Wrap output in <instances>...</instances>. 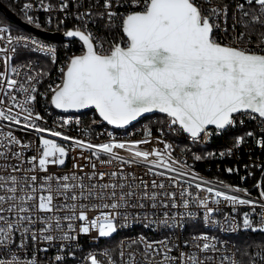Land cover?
I'll use <instances>...</instances> for the list:
<instances>
[{
  "label": "snow or ice",
  "instance_id": "obj_1",
  "mask_svg": "<svg viewBox=\"0 0 264 264\" xmlns=\"http://www.w3.org/2000/svg\"><path fill=\"white\" fill-rule=\"evenodd\" d=\"M32 7V3L23 5L25 18L40 27L41 22L28 15ZM38 7L49 13V25L57 7L64 14L56 17L58 26L71 14V0H60L58 6L40 0ZM81 8L82 4L75 10L78 23L63 33L78 38L81 51L66 57L59 82L49 84L43 93L37 84L47 73L34 66L30 55L41 53L55 62L56 45L28 35L6 34V28H0V39L6 41L0 46V121L9 129L0 130V264H44L37 252L53 247L57 255L48 264H64L65 254L75 256L81 234L92 240L111 237L128 226V209H143L145 202L152 208L159 204L183 209L172 216L165 212L164 218L154 221L176 228L184 227L181 217L196 216L193 204L203 208L204 224L220 223L212 217L223 199L233 213L236 206L250 208L231 217L225 214L224 225L264 235V181L256 184L261 189L259 200L250 195L242 198L247 189L204 179L175 158L174 144L162 139L166 127L176 138L198 145L213 135L246 127V119L255 122L264 136V0H102L95 6L89 3L87 10ZM97 21H103L100 33L89 28ZM22 69H27L23 78ZM37 95L65 113L94 110L100 123L117 129H125L143 114L158 112L163 115L162 127L154 138L145 126L143 139H132L131 134L119 138L105 130L107 139L96 143L89 128L82 130L84 137L65 134L63 129L73 123L71 116L47 126L34 107ZM75 123L79 125L80 120ZM13 125L34 133L36 140L17 137ZM255 135L251 130L233 135L231 147L219 155H232ZM48 136L62 138L67 146ZM255 143L264 148V138ZM188 150L187 146L181 149L182 153ZM28 151L33 154L26 155ZM70 151L77 152L72 169L61 173L58 169L66 164ZM205 155L215 153H193V159L199 161ZM77 157L85 163H76ZM113 162L115 169L101 170ZM133 167L144 172L137 175L128 170ZM149 174L159 182L146 180ZM189 176L192 180L186 179ZM166 180L170 190L165 188ZM191 241L192 251H181L179 256L170 254L178 245L167 237L150 241L140 235L127 245L120 241L119 255L128 257L121 264H140L137 255L143 264H264V241L256 243L251 253L245 250L241 260L224 254V242L207 231L193 235ZM138 244L143 251H132ZM111 251H89L84 259L89 264H116Z\"/></svg>",
  "mask_w": 264,
  "mask_h": 264
},
{
  "label": "built area",
  "instance_id": "obj_2",
  "mask_svg": "<svg viewBox=\"0 0 264 264\" xmlns=\"http://www.w3.org/2000/svg\"><path fill=\"white\" fill-rule=\"evenodd\" d=\"M13 4L16 5V8L20 15L25 19L22 20L26 23L27 20L25 18L23 5L25 3H32V9L28 10V15H32L36 17L41 23L40 27H36L35 23H28L29 25L42 30L47 33H55L60 37L57 39H50L46 36L33 33V32H14L11 31V28L6 23L0 22V28H6V34H10L13 36L17 35H28L30 37H35L38 40L44 41L46 43H51L56 45L57 47V59L55 62H52L51 57H46L41 53H31L30 59L32 60L34 66L37 69H43L46 75L40 80L37 84L38 91L43 93L48 88L49 84H55L59 82L60 67L65 63L66 57H69L73 54H79L81 51L80 42L77 40L64 39L63 33L67 27H72L77 24L78 21L75 19V10L80 4L83 5L81 11L87 10L88 4L92 5L102 4V0H71L70 7V15L68 16L65 24L63 26L57 25L56 17L59 16L63 18V13L59 11L58 7L52 12L53 22L51 25L47 24V18L49 13L45 11V9L38 7L40 0H10ZM45 3L51 2L58 6L60 0H44ZM103 21H97L95 24H89V28L97 33L101 32L100 25ZM230 23V21H229ZM111 37H109L110 39ZM256 37H253V42H255ZM6 43L4 39H0V46H3ZM21 61H13V63H21ZM0 70L2 69V64H0ZM27 71V69H22L23 73ZM50 98V94H49ZM35 110L39 111L44 117L47 126L51 127L53 121H57V125L59 123V118L62 116H71L73 119V123L66 126L63 131L65 134L76 136V137H84L85 133L82 131L85 128L90 129V138L93 142L99 143L107 139L106 131H114L117 137L119 138H128V134H131L132 139H143V129L145 126L151 128L153 137L155 138L159 132L158 130L162 127L161 121L163 120V115H155L157 117L152 118L154 122L157 124L152 128L146 124L144 119L139 122L126 127L125 129H116L107 125L105 122L100 123L99 117L94 113V110H88L84 112H59L55 110L52 106L47 104V101L44 97L37 95L36 97ZM79 119L80 124L77 125L75 120ZM96 120L97 123L93 124L92 121ZM4 121H0V130L7 132L9 129L5 126ZM11 130L14 134L21 138L22 140H36V136L34 133H28L21 129H18L15 125L12 126ZM57 130H60L57 127ZM253 131L256 135L252 138H246L245 143L238 149L234 150L232 155H225L221 157L219 153L221 151H226L227 148L232 145L233 135L242 134L245 131ZM47 135V134H46ZM48 138H54L58 143H63L67 146V142L63 141L62 138H55L48 136ZM264 138L260 134V129L255 126V122L248 121L246 119V127L230 129L229 131L221 134V135H213L208 141L200 143L198 145H193L190 140H185L184 138H176L174 133L167 132L165 127V132L162 136V139L172 142L174 144L173 156L177 159H180L182 163L186 162L189 168L199 173L201 177L209 181H223L224 184L239 186L240 188L247 189V194H241L242 198H247V195H250L254 200H259V192L260 188L256 187L257 181H264V148H261L255 143L256 139ZM218 139H221L223 142L221 145L215 144ZM38 142V141H37ZM152 146H158L155 143ZM162 147V145H159ZM187 146L189 149L186 153H182L181 149ZM207 152H213L215 155L213 157L204 156L203 159L196 161L193 159V153L198 155H203ZM243 153L245 155L244 158L239 157V154ZM31 151H28L26 155H32ZM85 156H89L90 153L88 151H84ZM77 156V152L70 151L68 158L66 160V164L58 169L61 173H67L72 169L74 160L73 157ZM106 157H101V159H105ZM76 163L83 164L84 160H81L77 157ZM202 166V169L198 168V166ZM248 166L247 168L245 166ZM117 167L116 162H113L111 167L105 165L103 169L105 171H109L115 169ZM97 168L100 169L101 166L97 164ZM232 168V172L226 171V169ZM129 171H135L137 175H140L144 172V168L141 167H133L132 169H128ZM50 171H57L55 168H51ZM88 171V169H85ZM232 177V178H231ZM241 177H245V179L241 180ZM146 180L157 179L159 182V178L151 176L144 177ZM187 180H192V177L189 176L186 178ZM183 182V181H182ZM195 181H193V184ZM165 188L169 189V182L165 181ZM170 190V189H169ZM193 195L197 193V190L193 186L191 189ZM235 194V193H230ZM201 196L204 193H200ZM177 200L179 201V193L177 194ZM214 206L215 205H210ZM219 211L212 217L214 220L220 221V223L216 225L204 224L203 223V208L197 209L195 204L192 205V211H195L197 214L195 217H181L182 223L184 227H176V228H168L162 225H158L154 223V221L160 220L164 218L163 214L165 212L169 213V216H172L173 213L183 211V209H173L171 207L165 208L161 205H157L156 208H152L150 202H145V207L143 209L140 208H130L128 209L130 215L128 217V226L118 230L111 237L105 238H97L96 240H92L89 236L81 234L79 236V244L80 247L74 249L75 256L70 257L65 254L64 264H89L84 257H86L89 251H96L98 254L102 253L105 248H108L111 251L112 258L116 261V264H121L122 259H128L127 256L121 258L119 255L120 248L118 247L120 241H124L125 245L130 240H136L140 235H143L147 240L150 241H162L165 237L174 241L178 246L173 248L170 253L172 256H179L181 251L190 252L192 249L190 248L191 238L193 235H198L205 231L208 232L209 235L215 236L219 241L224 242V248L221 249L224 254L228 256H232L235 254V258L237 260H241L240 253L237 247V235L240 232L245 233L248 237L260 236V232L253 233L250 230H243L242 228L232 230L230 225H224L223 220L225 214L228 216L236 215V213L242 214L245 211H250V208L247 206H236V213H233L232 206L229 205L226 201L221 199L220 204L218 206ZM259 211V208H257ZM91 215V213H90ZM147 217V219H145ZM241 217L237 216V220H240ZM169 223H172L170 220ZM92 236H96V233L93 232ZM262 238L264 235L261 236ZM188 241L189 244L186 245L184 242ZM127 251L128 249L125 248ZM132 251H143V245H133ZM254 246L250 250L249 253L254 251ZM32 252V248L29 247L28 255L30 256ZM57 255L56 248H50L47 252H37L38 259L43 260L44 264H48L50 258H54ZM23 259V255L21 256ZM98 258L104 259L101 255H98ZM156 260H159L160 257L156 256ZM137 260L140 264H143V258L137 255ZM105 264L107 262L105 261Z\"/></svg>",
  "mask_w": 264,
  "mask_h": 264
},
{
  "label": "trees",
  "instance_id": "obj_3",
  "mask_svg": "<svg viewBox=\"0 0 264 264\" xmlns=\"http://www.w3.org/2000/svg\"><path fill=\"white\" fill-rule=\"evenodd\" d=\"M1 3H3L7 8H9L15 15H17L21 20H25L20 13L18 12L16 5L13 4L10 0H0ZM0 22L1 23H6L9 25V27L11 28V31L14 32H29L26 29H23L21 27H19L16 23H14L13 21H11L10 19L6 18L4 15H2L0 13ZM157 117L155 115L152 116H148L146 118H144V121H146V124L148 126H151L152 128L157 124L156 122L153 121L152 118ZM223 141L221 139H218V141H216L215 144L217 145H221ZM239 157L244 158L245 155L243 153L239 154ZM198 168L202 169V166H198ZM232 178V177H231ZM262 234H260V236H254V237H248L245 233L240 232L237 235V247H238V251L240 253V256L242 259H244L245 257H243L242 253L245 252V250H247L248 252H250V250L252 249L253 246H255L256 243H260L262 241H264V237H261Z\"/></svg>",
  "mask_w": 264,
  "mask_h": 264
},
{
  "label": "water",
  "instance_id": "obj_4",
  "mask_svg": "<svg viewBox=\"0 0 264 264\" xmlns=\"http://www.w3.org/2000/svg\"><path fill=\"white\" fill-rule=\"evenodd\" d=\"M0 13L2 15H4L6 18L10 19L11 21H13L14 23H16L19 27L23 28V29H26L30 32H33V33H37V34H40V35H43V36H46L47 38H50V39H57L59 38L60 36L55 34V33H47V32H43L42 30H39L31 25H29L28 23L22 21L17 15H15L9 8H7L3 3L0 2ZM64 39H70V40H77L78 41V38H67L65 36H63ZM53 107V106H52ZM54 108V107H53ZM55 109V108H54ZM59 112H63V110H59V109H55ZM90 109H83V110H79V111H76V110H69L68 112H84V111H88ZM152 115H162L158 112H155V113H146V114H143L141 117L137 118L136 121H133L130 123V125L128 126H125L126 127H129L137 122H139L140 120L148 117V116H152ZM98 116V114H97ZM106 123V122H105ZM107 124V123H106ZM113 128H115L114 126H111ZM117 129V128H116Z\"/></svg>",
  "mask_w": 264,
  "mask_h": 264
}]
</instances>
